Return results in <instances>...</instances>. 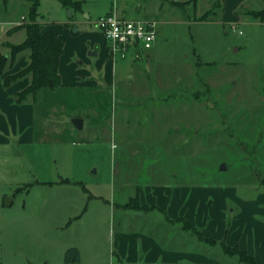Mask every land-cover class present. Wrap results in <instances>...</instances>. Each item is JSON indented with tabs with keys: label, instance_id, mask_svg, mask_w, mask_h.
Returning <instances> with one entry per match:
<instances>
[{
	"label": "rangeland",
	"instance_id": "rangeland-1",
	"mask_svg": "<svg viewBox=\"0 0 264 264\" xmlns=\"http://www.w3.org/2000/svg\"><path fill=\"white\" fill-rule=\"evenodd\" d=\"M81 1L76 13L41 0L37 18L44 32H61L60 66L70 80L109 65L95 21L117 0ZM177 1L155 0L165 7L159 47L142 68L131 71L132 58L110 64L124 78L112 88L73 87L60 100L38 101L37 141L0 144V264H67L71 248L82 253L77 264H248L226 253L240 246L264 264V19L251 14L264 0L232 13L236 30L224 20V0ZM30 5L0 0L1 55L8 41L26 40ZM74 118L85 120L83 130ZM131 177L142 188L195 189L199 225L156 204H115ZM217 191L223 201L211 224ZM142 237L168 255L141 257Z\"/></svg>",
	"mask_w": 264,
	"mask_h": 264
},
{
	"label": "crops",
	"instance_id": "crops-1",
	"mask_svg": "<svg viewBox=\"0 0 264 264\" xmlns=\"http://www.w3.org/2000/svg\"><path fill=\"white\" fill-rule=\"evenodd\" d=\"M173 2H180L177 0H172ZM226 3V11L224 13V20L228 21L230 26H236L240 19L239 17L234 15L236 20L234 19V16H232L236 9H238L246 0H224ZM147 3V4H146ZM158 2H155V0H149L142 4L137 3L136 0H117L115 4L112 5H103L104 13L100 15H106L109 13L115 12L117 15L127 18L130 20H156L159 22V24L163 23L158 18L161 14L164 13V4H157ZM166 3V2H165ZM224 3V5H225ZM231 9V10H230ZM198 12V8H197ZM200 16L199 14H197ZM24 18V16H22ZM87 18H90V14L87 15ZM13 24V23H11ZM236 24V25H235ZM15 25H12L11 28H6L5 33L8 35V38L10 39L12 36L11 32ZM61 34V32H60ZM95 36H98V34H94ZM102 35V34H101ZM93 36V38L95 37ZM101 37V36H100ZM62 39V36H61ZM102 54L104 55V58L107 59L108 51H107V45L106 42H104V37L102 35ZM96 41V37L94 38V42ZM17 45L13 44L12 42L8 41L7 44L3 47L4 54L9 55V47L8 45ZM159 45V35L156 42L155 47L148 51L141 60L134 61V64L132 66V70L139 68H142L141 66L145 64L148 60H150L154 53L157 51ZM94 49H98L97 45ZM97 56H100L101 52L97 51ZM2 53V52H1ZM26 53V54H25ZM90 56L91 53H90ZM30 63V54L26 51L21 53L12 68L8 69V75H15L22 70L26 69L29 66ZM109 65L106 71H103L102 68L98 69L96 72H93L92 74L81 72V76L79 78L75 76L71 80L67 77H65L61 71L60 66V76L62 79V84L66 86L67 88H73V87H83V86H95V85H103L104 87L112 88L113 85L119 84L123 81H118L115 77L114 71L111 70L110 64H112L110 61H108ZM113 65V64H112ZM129 72V71H127ZM126 72V73H127ZM128 78H132V75H128ZM31 77H25L23 79L18 80L17 82L13 83L10 87H6L4 83V76L0 74V144H9L11 141L9 140L10 137L17 138L16 143L17 144H28L32 142H36L37 133L35 120V106H34V99L33 97H29L26 102L23 104H18L16 102V94L26 89L31 84ZM84 120V119H83ZM85 121V120H84ZM72 123V122H71ZM73 125V124H71ZM74 126V125H73ZM76 128V127H75ZM77 130V128L75 129ZM113 147H116V144L113 145ZM125 178V177H124ZM133 177H131L130 180L124 179L123 184L126 186H123L119 189V193L114 192V200L115 204L120 202H126L131 203L134 206L137 207H147L150 205H158L163 210L167 211L168 215L173 218H183L187 222H190L192 225H199V204H198V192L194 191L195 189L186 188V187H152V186H146L142 188L138 184H134L135 181H132ZM116 182V178L114 180V183ZM131 186L132 189L129 190V187ZM132 191V192H131ZM127 192V194H126ZM130 192V193H129ZM129 193V194H128ZM212 197L215 198V206L214 211H212V221L211 224H215L216 222L213 220L216 215V206L217 204L221 203L223 201V196L220 195V192H212ZM120 198V199H119ZM117 206V205H116ZM201 211L203 212L205 210V204L202 205ZM202 224V223H201ZM213 228V227H212ZM263 227L258 226V231L263 233ZM209 230V229H208ZM231 233V231H230ZM122 238H129L128 234H121ZM133 237V236H131ZM228 243L233 244L232 237L230 234H228ZM144 239L143 245H142V256L145 257L148 260H152V258H156L157 256H160L162 254L168 255V252L162 251L161 248L153 242L150 238L142 237ZM136 247H138V244L136 243ZM245 251L249 252L245 247L240 246ZM78 249V248H77ZM80 251V250H79ZM81 259H82V253L80 251ZM139 255H141L139 253Z\"/></svg>",
	"mask_w": 264,
	"mask_h": 264
},
{
	"label": "trees",
	"instance_id": "trees-1",
	"mask_svg": "<svg viewBox=\"0 0 264 264\" xmlns=\"http://www.w3.org/2000/svg\"><path fill=\"white\" fill-rule=\"evenodd\" d=\"M9 0H4L5 4ZM31 2L29 12V23L21 28L27 31V38L22 44H9L11 52L9 55L0 54V74L4 76L8 67L12 68L17 60V57L26 51L30 52L29 66L15 75L4 76L6 87H10L13 83L20 79L30 76L32 81L23 91L16 94V102L23 104L29 97H33L35 106V125L36 129L39 122V102H49L51 100H60L61 96L67 95L68 89L62 84L60 76V59L64 54V42L61 39V34L55 29L44 32V27L37 22L39 17V7L41 0H29ZM58 1L68 11L80 13L83 11V1L81 0H54ZM195 3L196 0H192ZM212 12L204 14L199 21H207L208 16ZM214 13V12H213ZM255 18L264 19V10L259 12H251ZM24 19H27L24 17ZM63 99V98H62ZM67 99V98H65ZM39 101V102H38ZM52 107V106H51ZM50 107V108H51ZM83 119V118H82ZM226 247V246H225ZM230 256L239 257L240 261L248 264H258L255 257L246 251L240 249H232L227 247ZM234 251L235 253H230ZM67 264H77L81 261L80 251L77 248H71L65 254Z\"/></svg>",
	"mask_w": 264,
	"mask_h": 264
},
{
	"label": "built area",
	"instance_id": "built-area-1",
	"mask_svg": "<svg viewBox=\"0 0 264 264\" xmlns=\"http://www.w3.org/2000/svg\"><path fill=\"white\" fill-rule=\"evenodd\" d=\"M95 27L101 32L107 45L109 61L118 62L132 58L139 61L157 42L159 22L156 20H130L115 12L99 17ZM236 30V26L231 27Z\"/></svg>",
	"mask_w": 264,
	"mask_h": 264
},
{
	"label": "water",
	"instance_id": "water-1",
	"mask_svg": "<svg viewBox=\"0 0 264 264\" xmlns=\"http://www.w3.org/2000/svg\"><path fill=\"white\" fill-rule=\"evenodd\" d=\"M92 56H96L97 52H92L91 53ZM72 124L77 128V130H83L84 128V120L82 118H74L72 119ZM222 170H227V167L225 165H223L221 167Z\"/></svg>",
	"mask_w": 264,
	"mask_h": 264
}]
</instances>
